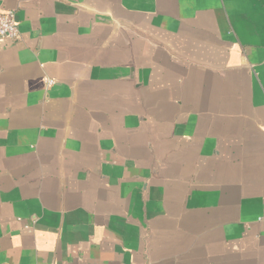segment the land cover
<instances>
[{
	"label": "crops",
	"instance_id": "1",
	"mask_svg": "<svg viewBox=\"0 0 264 264\" xmlns=\"http://www.w3.org/2000/svg\"><path fill=\"white\" fill-rule=\"evenodd\" d=\"M10 11L0 264H264V0Z\"/></svg>",
	"mask_w": 264,
	"mask_h": 264
},
{
	"label": "built area",
	"instance_id": "2",
	"mask_svg": "<svg viewBox=\"0 0 264 264\" xmlns=\"http://www.w3.org/2000/svg\"><path fill=\"white\" fill-rule=\"evenodd\" d=\"M20 37V31L14 11L5 14L0 13V39L17 40ZM49 84L54 83L52 80Z\"/></svg>",
	"mask_w": 264,
	"mask_h": 264
}]
</instances>
